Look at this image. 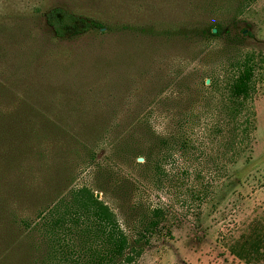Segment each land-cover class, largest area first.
<instances>
[{
    "label": "rangeland",
    "instance_id": "obj_1",
    "mask_svg": "<svg viewBox=\"0 0 264 264\" xmlns=\"http://www.w3.org/2000/svg\"><path fill=\"white\" fill-rule=\"evenodd\" d=\"M56 7L103 23L107 34L55 38L45 15ZM219 22L222 35L204 41L202 28ZM248 56L257 64L252 148L200 210L171 219L173 236L154 237L137 264H264V0H0V264L17 257L13 237L6 242L11 215L61 177L74 175L72 184L92 188L119 214L96 168L111 162L114 132L126 133L133 105L169 80L163 95L229 81L235 59ZM214 107L203 101L193 119L210 124ZM194 128L204 142L206 130ZM87 147L95 156L84 165Z\"/></svg>",
    "mask_w": 264,
    "mask_h": 264
},
{
    "label": "trees",
    "instance_id": "obj_2",
    "mask_svg": "<svg viewBox=\"0 0 264 264\" xmlns=\"http://www.w3.org/2000/svg\"><path fill=\"white\" fill-rule=\"evenodd\" d=\"M255 2L247 0L248 4ZM45 19L61 40L105 28L103 23L61 7L50 10ZM224 29L219 22L202 28V37L196 35L208 41L210 36H221ZM256 66L252 56L243 61L236 58L229 81L210 79L206 89H175L163 95L173 82L169 80L159 95L135 103L126 133L114 132L111 162L96 168L97 186L112 193L119 214L92 188L72 184L74 175L61 177L59 183L44 188L31 209L18 218L11 215L6 242L16 244L17 257L13 262L10 254L2 264H137L154 237H172L171 219L180 220L200 210L229 167L252 148ZM205 100L215 105L210 124L192 115ZM45 122L51 124L48 118ZM158 122L169 123L172 129L161 132L155 127ZM194 126L206 130L204 142L201 135L194 137ZM56 128L59 134L62 130ZM85 150L84 165L95 156L94 148ZM183 211L187 214H180Z\"/></svg>",
    "mask_w": 264,
    "mask_h": 264
},
{
    "label": "water",
    "instance_id": "obj_3",
    "mask_svg": "<svg viewBox=\"0 0 264 264\" xmlns=\"http://www.w3.org/2000/svg\"><path fill=\"white\" fill-rule=\"evenodd\" d=\"M214 32H217V30L216 29H214ZM141 161H142V159H140Z\"/></svg>",
    "mask_w": 264,
    "mask_h": 264
},
{
    "label": "crops",
    "instance_id": "obj_4",
    "mask_svg": "<svg viewBox=\"0 0 264 264\" xmlns=\"http://www.w3.org/2000/svg\"><path fill=\"white\" fill-rule=\"evenodd\" d=\"M240 261V260H239Z\"/></svg>",
    "mask_w": 264,
    "mask_h": 264
}]
</instances>
